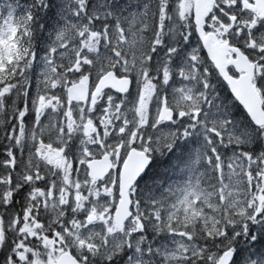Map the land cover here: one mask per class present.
I'll return each instance as SVG.
<instances>
[{
	"label": "snow or ice",
	"instance_id": "1",
	"mask_svg": "<svg viewBox=\"0 0 264 264\" xmlns=\"http://www.w3.org/2000/svg\"><path fill=\"white\" fill-rule=\"evenodd\" d=\"M0 264H264V0H0Z\"/></svg>",
	"mask_w": 264,
	"mask_h": 264
}]
</instances>
